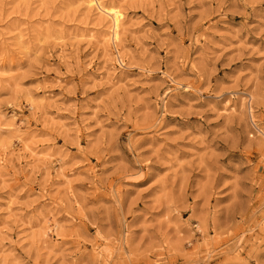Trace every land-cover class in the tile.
<instances>
[{"label": "rangeland", "instance_id": "obj_1", "mask_svg": "<svg viewBox=\"0 0 264 264\" xmlns=\"http://www.w3.org/2000/svg\"><path fill=\"white\" fill-rule=\"evenodd\" d=\"M96 1L0 0V264H264V0Z\"/></svg>", "mask_w": 264, "mask_h": 264}, {"label": "bare ground", "instance_id": "obj_2", "mask_svg": "<svg viewBox=\"0 0 264 264\" xmlns=\"http://www.w3.org/2000/svg\"><path fill=\"white\" fill-rule=\"evenodd\" d=\"M94 4L96 5L97 9L101 13H103L104 17L108 20V22H109L108 39L112 43H115L116 36H117L118 30L120 28L119 14L115 10L113 11V9L102 8L96 0H95Z\"/></svg>", "mask_w": 264, "mask_h": 264}]
</instances>
